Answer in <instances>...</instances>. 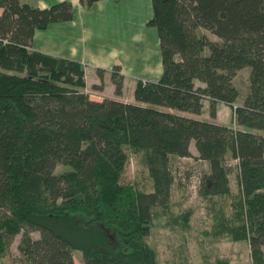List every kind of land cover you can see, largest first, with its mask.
I'll use <instances>...</instances> for the list:
<instances>
[{"label": "trees", "instance_id": "trees-1", "mask_svg": "<svg viewBox=\"0 0 264 264\" xmlns=\"http://www.w3.org/2000/svg\"><path fill=\"white\" fill-rule=\"evenodd\" d=\"M151 5L162 72L136 79L125 101L92 99L83 64L31 48L35 30L73 18L69 1L0 0V264H76L75 251L83 264H158L147 243L152 210L169 204L174 163L190 157L204 166L200 197L228 195L236 176L240 219L227 231L264 264V0ZM245 67L240 98L234 81ZM95 72L92 88L108 73L114 94H125L118 65ZM204 100L211 117L218 102L230 106L233 123L181 114H200ZM131 153L142 154L152 190L126 181ZM17 235L19 257L8 262ZM223 258L212 264H229Z\"/></svg>", "mask_w": 264, "mask_h": 264}, {"label": "rangeland", "instance_id": "rangeland-1", "mask_svg": "<svg viewBox=\"0 0 264 264\" xmlns=\"http://www.w3.org/2000/svg\"><path fill=\"white\" fill-rule=\"evenodd\" d=\"M248 72V67L243 68L234 81L239 89L240 98L247 90ZM93 73L91 74L89 70L86 73V89L90 97L91 95L99 97L101 94L92 88ZM95 79H99L97 74ZM135 84V81L127 83L124 86L125 94L121 97L133 101L131 95ZM102 95L107 97L114 95L111 83L106 85ZM203 106L205 110L200 114H195L191 110L184 112L200 118L217 119L216 113L214 117L209 115L208 103ZM215 108L216 111L219 110L218 121L233 123V109L221 110L217 104ZM191 149L195 150L194 144L191 145ZM174 166L177 167V177L180 181L177 180L176 187L172 189L169 204L152 210L151 228L147 236L148 245L155 250L157 263L176 264L177 262L178 264L179 260H184L190 264H212L216 257H226L223 259L229 260V264H252L248 243L232 241L227 231L229 226L240 219L236 176L234 174L230 176L231 193L215 198H203L198 194L199 177L204 169L201 162L194 157L180 158L176 160ZM186 170L190 171L189 180L184 177ZM124 177L140 191L153 189L142 154L131 153ZM216 217L218 219H215ZM184 218L186 219L183 220ZM182 223L188 226L182 227ZM31 235L37 238L39 233L32 232ZM19 237L20 235L14 237L9 246L8 257L5 259L8 262L16 261L19 257L17 250ZM73 258L76 264H83L80 251H75Z\"/></svg>", "mask_w": 264, "mask_h": 264}, {"label": "crops", "instance_id": "crops-1", "mask_svg": "<svg viewBox=\"0 0 264 264\" xmlns=\"http://www.w3.org/2000/svg\"><path fill=\"white\" fill-rule=\"evenodd\" d=\"M20 1L40 8L61 1H69L72 4L73 18L35 30L31 48L45 54L79 61L85 66V82L88 70L92 74L97 68L109 70L114 65L121 69L124 86L136 79L155 81L160 77L162 64L159 39L156 29L146 24L152 16L151 0H99L91 6H83L79 0ZM1 12L0 8V15ZM239 72L240 70L237 74ZM95 74L91 76L92 85L99 84ZM103 79L105 81L103 89L93 88L101 95L99 97L91 95L92 99L107 97L102 95V92L106 85L111 83L109 74L105 73ZM86 88L87 83L85 86L87 92ZM112 97L127 101L115 94ZM206 103L207 100H204L203 104ZM217 105L221 110L232 109L220 102ZM204 110L203 106L202 111ZM181 114L192 116L185 112ZM216 116L217 119H203L228 124L218 121L219 110L216 111ZM192 117L200 118L196 115Z\"/></svg>", "mask_w": 264, "mask_h": 264}]
</instances>
